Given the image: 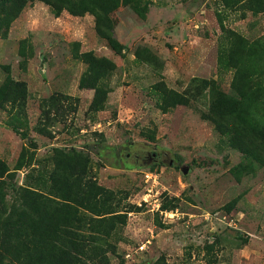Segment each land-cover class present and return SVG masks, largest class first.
Instances as JSON below:
<instances>
[{"label": "rangeland", "instance_id": "obj_1", "mask_svg": "<svg viewBox=\"0 0 264 264\" xmlns=\"http://www.w3.org/2000/svg\"><path fill=\"white\" fill-rule=\"evenodd\" d=\"M234 1L116 0L120 54L91 14L28 1L0 35L1 219L29 188L73 207L75 234L100 232L102 264H264V166L207 117L214 90L264 99V0ZM87 65L108 68V93L79 86Z\"/></svg>", "mask_w": 264, "mask_h": 264}, {"label": "trees", "instance_id": "obj_2", "mask_svg": "<svg viewBox=\"0 0 264 264\" xmlns=\"http://www.w3.org/2000/svg\"><path fill=\"white\" fill-rule=\"evenodd\" d=\"M28 1L30 0H0V31L2 29L0 35L2 37H6L9 24L18 16ZM40 1L59 11L65 9L75 16L91 14L95 19L94 29L97 35L105 39L108 46L116 53L120 54L125 50V45L118 42L114 36L113 26L108 17L109 12L115 8L113 2L116 0ZM125 1L130 3L131 0ZM240 2L243 4L245 0L229 3L233 6ZM254 2L256 5L253 6V10L257 12L256 6L262 2L253 0ZM137 14L142 16L139 12ZM224 32L232 42L237 44L241 42V37L232 30L226 29ZM263 40L264 38H258L253 42V54L259 50L263 58L261 71L264 73V49L260 45ZM247 50H250V47H247ZM242 51L246 52V49ZM90 53L94 55L92 51L82 52V54ZM106 59L103 57L100 60L108 62L110 68L115 67L108 61L109 59ZM256 59L255 67L261 58ZM89 66L87 65L89 76L85 74L83 76L87 77V80L82 81L85 85H81L80 80L79 86L93 91V97L99 92L108 93V88L102 87L101 82L102 78L110 77L106 74L108 68L99 67L95 70L92 65L91 68ZM12 83L13 90L18 91L19 82ZM245 97V92L240 94V98L246 99ZM244 102L220 90H214L207 117L216 123L220 132L235 135V143L239 145L240 151L247 154L255 163L264 166V117L255 114L256 111L264 110V99L259 103L261 105L259 110L256 108L257 105L253 104V111ZM177 103L171 101L167 107H173ZM98 187L94 184L93 189H98ZM22 191L24 208L21 214L12 222L0 217V262L3 263L9 259L8 264H102L100 258L106 252L104 248L107 244L106 240L99 231H92L88 235L82 232L75 234L70 228L74 221L73 207L64 205V200L57 199L56 195L46 196L29 188L22 189ZM31 242H33V247L30 246ZM65 247H70V249Z\"/></svg>", "mask_w": 264, "mask_h": 264}, {"label": "built area", "instance_id": "obj_3", "mask_svg": "<svg viewBox=\"0 0 264 264\" xmlns=\"http://www.w3.org/2000/svg\"><path fill=\"white\" fill-rule=\"evenodd\" d=\"M149 176H150L149 174H145L146 178H148ZM140 249H143V246H141Z\"/></svg>", "mask_w": 264, "mask_h": 264}]
</instances>
